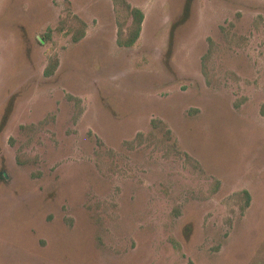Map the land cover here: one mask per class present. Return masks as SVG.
<instances>
[{
  "label": "rangeland",
  "instance_id": "rangeland-1",
  "mask_svg": "<svg viewBox=\"0 0 264 264\" xmlns=\"http://www.w3.org/2000/svg\"><path fill=\"white\" fill-rule=\"evenodd\" d=\"M0 264H264V0H0Z\"/></svg>",
  "mask_w": 264,
  "mask_h": 264
},
{
  "label": "trees",
  "instance_id": "trees-1",
  "mask_svg": "<svg viewBox=\"0 0 264 264\" xmlns=\"http://www.w3.org/2000/svg\"><path fill=\"white\" fill-rule=\"evenodd\" d=\"M132 11L134 12V21L136 22V33H135V36L133 37L132 40L124 43L126 46H131L135 43L136 39L140 35L141 26H142V22L144 19V13L141 9L132 8ZM82 36H83V34L80 37H82ZM80 37H77L76 40L79 39ZM45 71L47 74H52V72H53V71H49V70H45Z\"/></svg>",
  "mask_w": 264,
  "mask_h": 264
}]
</instances>
